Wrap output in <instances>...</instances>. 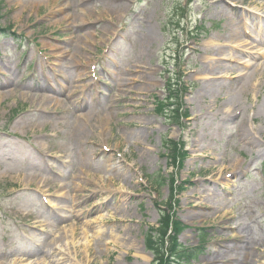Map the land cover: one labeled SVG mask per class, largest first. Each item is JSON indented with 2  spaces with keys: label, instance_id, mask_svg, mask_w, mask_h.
Returning <instances> with one entry per match:
<instances>
[{
  "label": "rangeland",
  "instance_id": "rangeland-1",
  "mask_svg": "<svg viewBox=\"0 0 264 264\" xmlns=\"http://www.w3.org/2000/svg\"><path fill=\"white\" fill-rule=\"evenodd\" d=\"M36 1L0 0V82H16L0 88V264H48L59 236L80 247L67 264H264L263 245L238 252L245 236L264 240V85L193 154L222 100L196 101L205 60L191 54L243 13L249 31L226 54L247 73L264 62L245 53L263 13L247 0ZM144 35L154 41L140 58ZM132 62L153 77L128 73ZM117 76L138 82L118 90ZM47 81L64 93L36 94ZM89 108L77 143L72 124ZM242 118H254L259 149L238 136ZM139 133L141 144L124 140ZM107 232L116 239L100 247Z\"/></svg>",
  "mask_w": 264,
  "mask_h": 264
},
{
  "label": "bare ground",
  "instance_id": "bare-ground-1",
  "mask_svg": "<svg viewBox=\"0 0 264 264\" xmlns=\"http://www.w3.org/2000/svg\"><path fill=\"white\" fill-rule=\"evenodd\" d=\"M95 1V0H92ZM248 5L250 7H256L260 12L263 13V15H259L258 17L253 18V26L256 28H259L258 31V38L256 35H254L252 38L257 42V46H253V43H248V45H245L246 47L249 46V48H246L249 50L248 52H245L247 55V58H253L255 55H263L264 56V0H247ZM36 3H41V1L36 0H20V3L22 4H33L36 5ZM109 8L112 11H122L123 6L121 5V8L116 7L115 4H109ZM233 20L231 21L232 26L228 25L226 28V31L224 34H222L220 37H216L213 43H209L208 45L204 46L202 45L201 50H198L196 48L193 49L191 54L197 55L200 54L204 57V65L203 68L199 71L200 74V86L197 88L196 92H193L194 98L199 103L207 102V99L210 101H213L215 103H218L219 100H222V103L218 106H216L211 112V117L213 118V121L211 123H208V125L211 126L214 130H211L210 127L206 126L204 129L201 130L200 134L198 135L197 141L194 142L192 146V153L198 154L199 151L203 153L206 149H204V138H208L216 135L221 134V130H224V124L226 122H230L233 114H238L241 116V112L237 110V105L239 102L237 101L239 96H242L246 94L248 91L255 90L256 88H260L264 85V83H261L259 78L264 77V62L261 64H255L251 67H249V71L245 73L244 71H241L238 66L239 64H242L244 61L243 58L239 57H232L231 53L226 54L227 48H232L234 46L241 47L242 45L238 42L240 41L242 35L248 33L249 28L247 30L244 29V25L247 27V22L249 21L246 15L240 14H234ZM114 35V34H113ZM153 37L149 35H144L141 38V45L142 49L140 52V58H143L147 55V47L151 43H153ZM248 42V41H247ZM242 43V41H241ZM259 48V49H256ZM258 50L257 52H254ZM262 53V54H261ZM234 59V63L232 65L226 63V61ZM250 61L245 62L243 65L248 63ZM134 67H136L135 62H132L130 69L128 70V73H138V76H142L144 81L150 80V77L152 78V73L146 72V70L142 71H134ZM141 67V66H140ZM143 69V68H142ZM119 82H115V89L122 90L129 84L132 85L134 83H137L138 81L134 79H128L125 77H119ZM138 78V77H137ZM13 83L16 82H10L7 84H3L0 82V88H8V87H14L15 85ZM54 83L57 84V79L55 78ZM63 86L69 87L68 81L66 79L63 80L62 83ZM53 85L51 82H45L44 84H36L32 88L37 92L36 94H47L51 93V97H58L59 95L63 94L65 89L58 90L55 87H52ZM70 92V90H69ZM68 92V93H69ZM72 93V91H71ZM192 93V92H191ZM42 98H45V95H41ZM48 101L50 97H47ZM49 105L50 103L47 102ZM114 103H111V106H113ZM192 112V111H191ZM194 113V112H193ZM96 111L89 108L87 110L86 115L81 116L75 121V123L72 124L74 128L75 134V141L79 143L82 140V137L85 135L84 130L80 126V122L83 121L84 123H87L88 121H91L94 119V116L96 115ZM186 114V112H185ZM262 115L264 118V108L262 110ZM187 117V115H186ZM198 116H193V121L197 123ZM254 118H242L240 120L241 129L239 132V135L245 145L251 146L252 148L259 149L262 145L256 140V136L254 137V134H251L252 129L250 128L249 124L253 122ZM192 125V124H191ZM189 127H192V126ZM263 134V133H262ZM261 135V134H260ZM142 134H135L133 137L126 136L124 140L127 142L134 141L141 144V137ZM80 137V138H79ZM216 138V137H215ZM202 156V155H201ZM84 155H81L82 160L84 159ZM127 177L125 178V180ZM203 196L206 197V195L203 193ZM206 199V198H205ZM119 210V209H118ZM129 211H126L128 213ZM67 234V233H65ZM113 238L116 239V237L113 236V234L107 232L106 234H97V243L101 244L100 247L103 246V242L112 240ZM59 239V240H58ZM56 239V244L53 247H50L48 249L44 256L50 257L52 261L48 264H67L69 262H72V258L75 260L76 258H79L80 253V247L76 244L68 242V237H65L64 239H61V236ZM245 240V244L241 247L242 249H238V252L240 254L251 255V252L256 247L264 246V240L259 238H253V237H247L245 236L243 238ZM68 240V241H67ZM84 246H87V251H89L90 241L86 234L84 235ZM58 246V251L61 255H63L62 259H56L54 258L55 255H57L58 251H56V248ZM67 248V249H66ZM237 248V247H236ZM60 249V250H59ZM237 250V249H236ZM90 252V251H89ZM67 253V254H66ZM53 256V257H52ZM86 260V258H84ZM83 259V260H84ZM212 260H218V258H213ZM223 261L224 258L222 259ZM221 260V261H222ZM231 260V259H230ZM210 262V261H208ZM23 260H18V264H23ZM214 263V262H213ZM28 264V263H27ZM33 264V263H32Z\"/></svg>",
  "mask_w": 264,
  "mask_h": 264
},
{
  "label": "trees",
  "instance_id": "trees-1",
  "mask_svg": "<svg viewBox=\"0 0 264 264\" xmlns=\"http://www.w3.org/2000/svg\"><path fill=\"white\" fill-rule=\"evenodd\" d=\"M172 152H174V150H173ZM172 158H173V157H172ZM176 159H177V156H176L175 159L173 158V160H176ZM157 186L162 187V186H163L162 182L159 181V182L157 183ZM166 220L168 221V218H167ZM168 230H169V227H168V228L166 227L164 233L161 235L163 239H164V236L166 235V233L168 232ZM157 256H159V255H157ZM173 256H174V255H171V254H170V251H168V255L166 256L167 261H170L171 259H173Z\"/></svg>",
  "mask_w": 264,
  "mask_h": 264
}]
</instances>
